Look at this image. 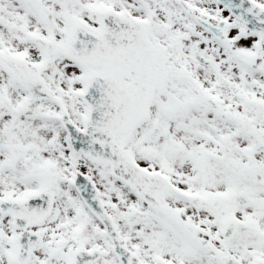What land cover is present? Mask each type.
Listing matches in <instances>:
<instances>
[{"label":"snow or ice","instance_id":"6c2138e0","mask_svg":"<svg viewBox=\"0 0 264 264\" xmlns=\"http://www.w3.org/2000/svg\"><path fill=\"white\" fill-rule=\"evenodd\" d=\"M0 264H264V0H0Z\"/></svg>","mask_w":264,"mask_h":264}]
</instances>
